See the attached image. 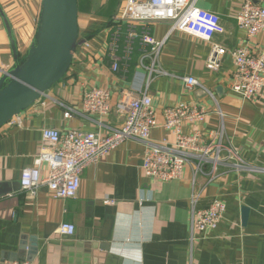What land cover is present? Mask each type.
<instances>
[{"label": "crops", "instance_id": "obj_1", "mask_svg": "<svg viewBox=\"0 0 264 264\" xmlns=\"http://www.w3.org/2000/svg\"><path fill=\"white\" fill-rule=\"evenodd\" d=\"M244 1L199 0L197 5L221 18L225 31L215 35L214 43L259 51L263 36L248 41L235 20ZM123 2L78 0L81 44L70 70L32 106L0 127V264L22 253L34 264H264V90L251 101L230 91L235 70L230 54L223 57L219 70H210L206 61L212 43L181 31L169 34L167 21L151 26L156 40L167 38L161 57L164 68L173 75L197 78L213 96L199 88L186 90L179 78L156 77L148 92L158 119L163 121L166 107L198 102L209 112L199 127L211 130L219 123L215 112L219 105L226 114L228 143L256 169L219 173L213 179L197 175L196 188L202 192L198 208H207L218 198L227 205L218 228L192 234V170L186 168L181 179L167 182L146 177L142 170L146 147L134 140L89 165L75 198H54L46 185L35 196L22 190L23 170L35 165L44 144L43 128L106 133L124 122L116 109L102 119L83 115L85 91L110 89L115 108L124 90H146L148 72L139 65L140 51L133 54L127 69L118 73L110 69L108 25ZM41 6L42 0H0V78L16 64L12 38L19 58L27 55ZM68 107L77 112L67 117ZM161 124L152 130V139L173 141ZM192 128L185 125L184 131ZM46 168L44 164L43 173ZM243 207L249 210L246 220ZM63 222L75 225L73 235L57 233Z\"/></svg>", "mask_w": 264, "mask_h": 264}, {"label": "built area", "instance_id": "obj_2", "mask_svg": "<svg viewBox=\"0 0 264 264\" xmlns=\"http://www.w3.org/2000/svg\"><path fill=\"white\" fill-rule=\"evenodd\" d=\"M199 0H124L119 11L109 21L107 56L111 71L118 73L127 69L133 54L141 52L140 67L148 72L146 90L136 92L124 90L113 106L110 89L94 87L82 96L81 113L102 118L114 109L124 115V122L106 133L69 130L65 133L54 128L42 129L43 146L35 159V165L23 170L21 187L23 191L36 195L42 185L49 188L54 198H75L81 186L82 174L91 164L100 162L128 140L145 145L142 170L146 177L159 182L181 179L186 168L193 172L190 207L192 213L191 232L211 233L215 231L227 209L226 203L215 199L207 208H198L202 192L196 188L198 174H207L211 179L219 173L232 171H254L241 156L240 150L228 143L225 112L219 105L215 112L219 117L217 128L203 130L209 112L198 102H179L162 110L163 121L158 119L148 88L159 76H173L184 83L186 90L200 89L213 96L200 81L190 75H173L161 61L166 39L156 40L152 34V24L167 21L170 33L181 31L212 43L211 53L206 61L212 71L219 70L223 57L230 54L235 70L229 89L243 99H256L264 90V0H245L235 20L245 31L248 41L263 36L259 51L241 45L234 49L213 42L215 35L224 33L220 16L200 8ZM36 37V35H35ZM35 40V38H34ZM149 63H146V61ZM77 112L68 107L66 116ZM161 124L174 137L173 141H155L151 137L153 129ZM185 125L192 130L184 131ZM46 164V173L42 166ZM223 168L222 172L219 169ZM75 225L63 222L57 233L73 235ZM1 264H34L30 260H8Z\"/></svg>", "mask_w": 264, "mask_h": 264}, {"label": "water", "instance_id": "obj_3", "mask_svg": "<svg viewBox=\"0 0 264 264\" xmlns=\"http://www.w3.org/2000/svg\"><path fill=\"white\" fill-rule=\"evenodd\" d=\"M78 13V0H42L36 37L23 59L19 58L12 38L16 64L0 78V127L32 106L66 76L81 44ZM7 26L11 33L9 23ZM248 213V208L243 207L244 220ZM22 245L27 243L23 241ZM11 258L26 260L23 253Z\"/></svg>", "mask_w": 264, "mask_h": 264}]
</instances>
